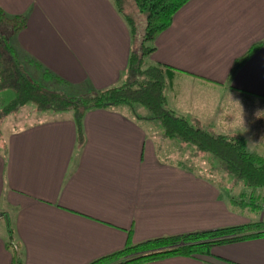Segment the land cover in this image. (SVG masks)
I'll return each mask as SVG.
<instances>
[{
    "label": "crops",
    "instance_id": "crops-1",
    "mask_svg": "<svg viewBox=\"0 0 264 264\" xmlns=\"http://www.w3.org/2000/svg\"><path fill=\"white\" fill-rule=\"evenodd\" d=\"M0 8L26 16L9 43L45 88L78 95L124 82L132 41L113 0H0ZM258 41L264 0H189L144 64L166 67V105L175 114L212 134L238 133L259 153L264 117L254 113L264 111V43L228 79L234 61ZM230 97L243 107L244 133ZM136 110L122 104L87 111L81 145L69 111H42L7 132L0 142V264H11L9 241L19 245L22 264H88L128 238L247 223L230 211L219 184L201 178L202 153L166 138L158 121ZM232 120L233 130L225 131ZM249 197H264V189ZM138 264H264V236Z\"/></svg>",
    "mask_w": 264,
    "mask_h": 264
},
{
    "label": "trees",
    "instance_id": "trees-1",
    "mask_svg": "<svg viewBox=\"0 0 264 264\" xmlns=\"http://www.w3.org/2000/svg\"><path fill=\"white\" fill-rule=\"evenodd\" d=\"M113 1L127 22L131 34L132 49L125 80L117 86L78 95L49 90L25 72L9 39L25 27L26 16H8L0 8V91H15L14 98L2 108V113L8 115L29 103H33L40 111H69L76 124L78 144L81 145L84 140L82 119L87 111L124 104L130 106L135 113V107L140 106L147 110V118L160 123L166 138L192 143L198 151L210 153L219 159L237 181L243 180L249 188L264 189V155L248 150L242 137L212 134L175 114L166 105V67L144 64L145 57L155 49L154 40L157 35L170 25L174 14L189 0H131L134 12L142 17L140 22L135 19L134 12H126L127 0ZM263 43L264 41L253 43L234 61L228 79ZM45 73L47 78H52L51 73ZM247 204L252 208L261 207L255 200L248 201ZM259 236H264V221L154 237L137 243L128 238L122 249L88 264H138L169 255H203L209 254L214 245ZM6 246L12 253L11 264H22L19 245L9 241Z\"/></svg>",
    "mask_w": 264,
    "mask_h": 264
},
{
    "label": "rangeland",
    "instance_id": "rangeland-1",
    "mask_svg": "<svg viewBox=\"0 0 264 264\" xmlns=\"http://www.w3.org/2000/svg\"><path fill=\"white\" fill-rule=\"evenodd\" d=\"M128 1V0H127ZM132 5L129 6V4L126 3V12H134L135 8H133V3H130ZM135 19L137 22H140L142 17L139 16L136 12L133 13ZM31 78L35 81H37V78L33 77L31 75ZM39 83V82H38ZM41 84V83H40ZM15 96V91L12 89L2 90L0 91V142L4 139L7 132L18 126L23 125L27 122L35 121L40 116L42 117L45 115L46 112H42L40 110H37L35 105L33 103H29L26 106L18 109L17 111L10 113L8 115L2 113V108ZM136 109H138V114L142 118V116L148 117V112L145 108L136 106ZM68 112V111H67ZM145 112L147 114H145ZM49 114L59 113L61 114L62 111H50L47 112ZM137 114V110L135 112ZM156 121V120H155ZM175 141H180L179 139H174ZM182 142V141H181ZM175 143V142H173ZM187 145V149L190 151L192 149H196L195 146L192 143H186L182 142ZM1 144V143H0ZM252 149L253 147L250 146ZM256 151H258L261 154H264V149H259L254 147ZM188 151L189 157L192 156L191 152ZM202 153L203 157L199 161V163L202 164L201 169H197V171L200 173L201 178L205 183L214 185H218L220 192L222 191V196H227L230 201V211H235L236 215L238 217L247 218V222H250L251 220H263L264 221V210L262 207L260 208H252L251 205L247 204L250 199V193H258L259 191H263V189H253L245 186L244 181L240 180L237 181L232 174H230L225 167L223 166V163L214 157L210 153ZM175 161V159H173ZM172 160V161H173ZM176 162V161H175ZM198 163V162H197ZM257 191V192H255ZM233 200V201H231ZM255 201H264V197H256L254 198ZM232 202V203H231ZM246 203V204H245ZM241 224V223H240Z\"/></svg>",
    "mask_w": 264,
    "mask_h": 264
},
{
    "label": "clouds",
    "instance_id": "clouds-1",
    "mask_svg": "<svg viewBox=\"0 0 264 264\" xmlns=\"http://www.w3.org/2000/svg\"><path fill=\"white\" fill-rule=\"evenodd\" d=\"M231 99V97H230ZM232 102H234L238 108H239V114H238V117L235 118V126L237 128H239L240 130H242V132L244 133L245 131H247V128L245 126V120H244V110H243V107L242 105L240 104L239 101H236V100H232ZM261 113H264V111H261V110H257L255 113H254V116L255 118L259 119L261 117H264V115H261ZM233 130V120L231 123H227L225 122V131H232ZM234 135L238 134V133H233Z\"/></svg>",
    "mask_w": 264,
    "mask_h": 264
},
{
    "label": "built area",
    "instance_id": "built-area-1",
    "mask_svg": "<svg viewBox=\"0 0 264 264\" xmlns=\"http://www.w3.org/2000/svg\"><path fill=\"white\" fill-rule=\"evenodd\" d=\"M261 207H262V208H263V210H264V203H262V204H261Z\"/></svg>",
    "mask_w": 264,
    "mask_h": 264
}]
</instances>
